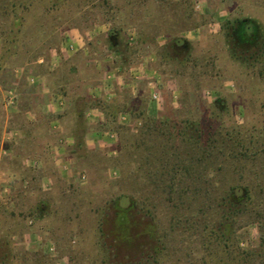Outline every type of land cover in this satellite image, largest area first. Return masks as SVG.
<instances>
[{
	"label": "rangeland",
	"instance_id": "rangeland-1",
	"mask_svg": "<svg viewBox=\"0 0 264 264\" xmlns=\"http://www.w3.org/2000/svg\"><path fill=\"white\" fill-rule=\"evenodd\" d=\"M240 21L256 27L254 39H239ZM113 31L119 53L108 46ZM176 39L190 45L164 59ZM263 47L264 0H0V82L49 73L55 97L40 119L45 142L30 143L42 161L0 150V239L14 245L11 264H112L99 229L104 220L112 227L115 202L130 198L156 218L158 264H202L204 220L218 218L216 204L233 186L251 196L239 247L255 246L264 221V59L251 56ZM104 82L134 86L120 92L130 103L115 119L88 106L116 100ZM80 113L86 150L74 154ZM17 140L0 134L5 147Z\"/></svg>",
	"mask_w": 264,
	"mask_h": 264
},
{
	"label": "trees",
	"instance_id": "trees-1",
	"mask_svg": "<svg viewBox=\"0 0 264 264\" xmlns=\"http://www.w3.org/2000/svg\"><path fill=\"white\" fill-rule=\"evenodd\" d=\"M16 8L11 3V9ZM15 24H19L14 19ZM243 26L247 35H253V25L240 21L235 28L238 35V29ZM251 33V34H250ZM108 46L112 51L119 53L118 32L108 33ZM190 42L186 39L174 40L163 48V58L173 59L178 49L186 48ZM236 54L233 53V57ZM252 59L262 61L264 59V47L259 54H253ZM121 103L118 97L113 102L93 101L88 102V106L99 107L109 118H116L117 113L124 110L130 103ZM135 101V100H134ZM141 99L135 101L134 108H141ZM142 111L141 113H143ZM78 120L73 128V137L75 144L72 147L74 154L80 150H86L87 123L83 114H78ZM149 124H155L153 120H148ZM125 198V197H124ZM251 200L249 190L241 186H233L227 191L221 201L216 205L220 209L218 218L210 221L209 224L204 220V230L201 232V245L206 252V256L201 259L202 264H264V221L260 226V237L255 246L247 249L239 247L238 230L241 227V220L248 208ZM116 214L112 227H106V220L102 221L100 231V243L102 248H109L112 252L114 264H158L163 252V236L159 230L156 218L153 213L145 211L141 206L138 208L136 200L130 198L127 206L120 204V199L115 202ZM206 206L201 208V213H205ZM43 207L39 208V215L43 214ZM193 222H203L198 215L192 217ZM122 248L128 250L121 255ZM14 245L8 238L0 239V264H11L14 256ZM112 263V264H113Z\"/></svg>",
	"mask_w": 264,
	"mask_h": 264
},
{
	"label": "crops",
	"instance_id": "crops-1",
	"mask_svg": "<svg viewBox=\"0 0 264 264\" xmlns=\"http://www.w3.org/2000/svg\"><path fill=\"white\" fill-rule=\"evenodd\" d=\"M73 42L75 50H78L80 48V42L77 40ZM1 53L3 52L0 48V54ZM60 62H62L61 58ZM0 68L1 81L4 73V65H0ZM48 76H50L49 73L35 75L29 74L26 76V80L28 79L27 82H0L2 106L0 108V134H3L4 136L6 134H14L15 136H18V140L14 142L12 146L5 147L4 144L0 145L1 151L2 149L7 150V156L9 157L7 159H12L13 161L14 159L23 158L22 163L24 159L42 161L40 153H35L34 148H30V143H38L39 141L45 142V133L43 132L44 127L41 126V120L50 116L51 104L55 102V97H53L54 92L52 91V93L51 89H49L51 82H48ZM32 78H35V82H31ZM114 83L115 82H108V84H106V82L103 83L105 86V93L114 91L112 92L113 99H117L120 92L127 89V87H134L129 82H117L116 86ZM9 89H14L17 95L16 103L11 107L6 106L5 104L6 91ZM40 91H42V94H40ZM63 100L65 102L64 97ZM19 139L21 140L19 141ZM24 141L25 143H23ZM42 145L44 148L46 147L45 144ZM5 165L6 164H3V160H0V182H2L1 178L4 173ZM10 180L13 181V179ZM5 184L6 183L3 181L0 185L2 187Z\"/></svg>",
	"mask_w": 264,
	"mask_h": 264
},
{
	"label": "built area",
	"instance_id": "built-area-1",
	"mask_svg": "<svg viewBox=\"0 0 264 264\" xmlns=\"http://www.w3.org/2000/svg\"><path fill=\"white\" fill-rule=\"evenodd\" d=\"M70 49L71 50L75 49V47H74L73 44H71ZM31 82H35V78H32L31 79ZM158 97L159 96H158V93L157 92H154L152 94V99L153 100H155V101L158 100ZM16 100H17V95H16L15 90L14 89L7 90L6 91V98H5V104H6V106L11 107V106L15 105ZM62 100H63L62 97H59L58 98V101H62ZM123 119L126 120V117H124ZM4 191H7V189H5ZM49 251H50V253H53L54 252V247H50L49 248ZM56 264H60V262H57Z\"/></svg>",
	"mask_w": 264,
	"mask_h": 264
},
{
	"label": "flooded vegetation",
	"instance_id": "flooded-vegetation-1",
	"mask_svg": "<svg viewBox=\"0 0 264 264\" xmlns=\"http://www.w3.org/2000/svg\"><path fill=\"white\" fill-rule=\"evenodd\" d=\"M238 37H239V39H242L243 38V36H244V28H243V26H240L239 27V29H238ZM255 36H256V27L255 26H253V39L255 38Z\"/></svg>",
	"mask_w": 264,
	"mask_h": 264
}]
</instances>
